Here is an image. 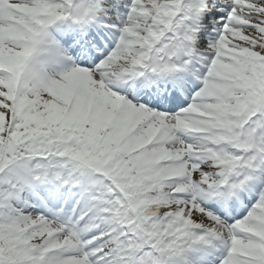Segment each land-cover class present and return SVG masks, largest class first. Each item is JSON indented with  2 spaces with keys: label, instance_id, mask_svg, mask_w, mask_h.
<instances>
[{
  "label": "snow or ice",
  "instance_id": "snow-or-ice-1",
  "mask_svg": "<svg viewBox=\"0 0 264 264\" xmlns=\"http://www.w3.org/2000/svg\"><path fill=\"white\" fill-rule=\"evenodd\" d=\"M0 264H264V0H0Z\"/></svg>",
  "mask_w": 264,
  "mask_h": 264
}]
</instances>
